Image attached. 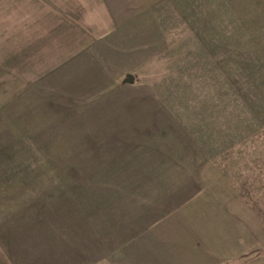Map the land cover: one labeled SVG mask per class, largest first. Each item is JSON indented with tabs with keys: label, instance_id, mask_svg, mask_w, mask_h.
Instances as JSON below:
<instances>
[{
	"label": "rangeland",
	"instance_id": "rangeland-1",
	"mask_svg": "<svg viewBox=\"0 0 264 264\" xmlns=\"http://www.w3.org/2000/svg\"><path fill=\"white\" fill-rule=\"evenodd\" d=\"M134 1L0 0V193L48 218L89 209L96 229L105 213L113 243L216 199L240 237L229 264H264V121L245 98L261 85L185 67L182 42L119 49Z\"/></svg>",
	"mask_w": 264,
	"mask_h": 264
},
{
	"label": "crops",
	"instance_id": "crops-1",
	"mask_svg": "<svg viewBox=\"0 0 264 264\" xmlns=\"http://www.w3.org/2000/svg\"><path fill=\"white\" fill-rule=\"evenodd\" d=\"M123 12L125 32L112 37L119 49L133 42L135 49L160 51V44L182 42L174 52L185 67L192 58L210 59L201 70H216L232 90L257 78L256 95L245 98L264 121V0H136ZM16 206L0 193V264H229L243 256L238 232L225 233L228 211L216 199L194 197L182 216L170 212L135 226L125 243L111 241L105 213L96 229L89 209L85 219L58 202L48 218L30 202Z\"/></svg>",
	"mask_w": 264,
	"mask_h": 264
}]
</instances>
